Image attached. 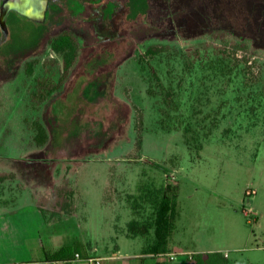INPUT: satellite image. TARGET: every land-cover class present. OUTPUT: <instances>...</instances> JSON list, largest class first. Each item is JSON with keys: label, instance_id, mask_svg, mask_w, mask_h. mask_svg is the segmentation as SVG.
Listing matches in <instances>:
<instances>
[{"label": "rangeland", "instance_id": "obj_1", "mask_svg": "<svg viewBox=\"0 0 264 264\" xmlns=\"http://www.w3.org/2000/svg\"><path fill=\"white\" fill-rule=\"evenodd\" d=\"M47 1L43 22L12 11L0 24V212L35 203L61 213L71 200L75 215L43 219L40 239L103 252L148 215L142 203L132 209L139 188L170 184L174 245L264 264V0ZM66 30L80 43L77 63L37 103L35 80L62 72L48 41ZM215 37L247 44L237 57L256 83L247 86L243 65L224 77L209 68L223 48ZM153 45L167 50L143 59ZM35 122L46 132L42 145Z\"/></svg>", "mask_w": 264, "mask_h": 264}, {"label": "trees", "instance_id": "obj_2", "mask_svg": "<svg viewBox=\"0 0 264 264\" xmlns=\"http://www.w3.org/2000/svg\"><path fill=\"white\" fill-rule=\"evenodd\" d=\"M216 40V41H214ZM215 43H219L222 46V49H219L214 55V62L211 63L209 67L211 70L217 68L219 75L224 77L232 73V70H238L240 66L242 67L244 77L248 80L247 86H251L257 82V77L252 76L251 66L248 65V61L245 56L238 58L237 53L239 51L245 52L247 49V44H231L229 41L218 40L217 37L213 39ZM48 47L52 52L57 54L62 59V72L57 81L54 80L52 74H45L41 78L35 80L36 83V92L32 97L37 98V103L44 102L46 97H48L53 91H57L67 80L71 70L77 63L80 43L77 37L70 31H63L58 35H55L50 38L48 41ZM217 49V48H216ZM167 48H159L158 46H149L145 49L142 54L143 59H155L161 56ZM198 54V51L195 52ZM245 54V53H244ZM246 55V54H245ZM178 56V55H176ZM175 56V57H176ZM181 56H179L180 58ZM188 57V56H186ZM186 57H181L187 59ZM141 61H145V60ZM231 62L230 66L228 64ZM228 63V64H227ZM183 68L186 71H189L194 68V64L184 63ZM225 69V70H224ZM226 71V72H225ZM31 70H28L26 73L31 75ZM225 72V73H224ZM154 81L156 82L157 88L163 96V100L166 103H173V91L168 90L164 87L158 76L155 74V71H152ZM247 76L249 78H247ZM251 76V78H250ZM191 86H193L191 82ZM147 94L149 96L154 95V92L150 89H147ZM199 101L200 98H196V101ZM217 125H212L208 129L206 136H210L212 130L216 128ZM35 129L37 132V138L39 145L45 143L46 132L44 127L35 122ZM185 133L192 132L191 128H185ZM185 137V145L190 147V140L187 136ZM6 179V176H0V183ZM140 195L138 196L134 205L132 206L133 210L139 209L141 203L147 205L150 209L148 215L138 220H131L126 225L127 237H142L146 239L148 244L157 251H162L166 248V245L172 236L173 233V219L175 212V201L177 196V186H171L166 184L160 188H139ZM71 195V193H70ZM60 210L67 215H70L73 211V206L71 200L67 203H64L60 206ZM61 212V213H62ZM42 216L44 219H50L52 217H61V213L58 212H47L41 210ZM88 247V245H86ZM155 250V251H156ZM156 251V252H157ZM85 247L82 244L75 243L73 245H63L57 250L46 254V260H69L73 257L75 253H78L81 257L84 255ZM191 261L193 264H229L226 258L223 257L221 253H207V254H196L192 256Z\"/></svg>", "mask_w": 264, "mask_h": 264}, {"label": "crops", "instance_id": "obj_3", "mask_svg": "<svg viewBox=\"0 0 264 264\" xmlns=\"http://www.w3.org/2000/svg\"><path fill=\"white\" fill-rule=\"evenodd\" d=\"M72 206L73 211L70 215H75L74 203ZM43 209L42 206L35 203L16 208L10 204V208L0 212V264H41L46 260V254L61 247L54 248L51 239L46 242L40 239L39 231L44 225L41 213ZM122 237L126 242L117 244L112 250L106 249V251L100 252L88 245L82 257H97L100 259L98 264H193L188 259L189 255L221 253L229 264H236V262L230 263L229 255L225 252L215 250L185 251L181 246L174 245L171 237L166 248L162 251L153 249L142 237L139 243L135 242L139 237H127L126 229ZM249 239L250 236H246L243 242L246 244ZM30 242H33V245L30 246ZM261 249H264V246ZM160 254H173L175 257L173 260L157 258L156 256ZM75 264L87 263L81 261Z\"/></svg>", "mask_w": 264, "mask_h": 264}, {"label": "water", "instance_id": "obj_4", "mask_svg": "<svg viewBox=\"0 0 264 264\" xmlns=\"http://www.w3.org/2000/svg\"><path fill=\"white\" fill-rule=\"evenodd\" d=\"M47 0H6L0 11V24L4 28L9 12H15L34 22H43L47 10Z\"/></svg>", "mask_w": 264, "mask_h": 264}, {"label": "built area", "instance_id": "obj_5", "mask_svg": "<svg viewBox=\"0 0 264 264\" xmlns=\"http://www.w3.org/2000/svg\"><path fill=\"white\" fill-rule=\"evenodd\" d=\"M250 211H248L245 215H248ZM157 258L163 259L167 258L168 260H173L175 255L173 254H160L156 256ZM192 255L188 256V259L191 260ZM99 258L97 257H86L83 258L81 257L78 253H75L73 257L69 260H61V261H56V260H45L41 262V264H75L81 261L86 262L87 264H98L99 263Z\"/></svg>", "mask_w": 264, "mask_h": 264}]
</instances>
